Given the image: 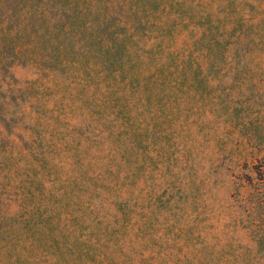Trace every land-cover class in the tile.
Here are the masks:
<instances>
[{"label":"rangeland","instance_id":"rangeland-1","mask_svg":"<svg viewBox=\"0 0 264 264\" xmlns=\"http://www.w3.org/2000/svg\"><path fill=\"white\" fill-rule=\"evenodd\" d=\"M4 2L0 264H264V0Z\"/></svg>","mask_w":264,"mask_h":264},{"label":"trees","instance_id":"trees-1","mask_svg":"<svg viewBox=\"0 0 264 264\" xmlns=\"http://www.w3.org/2000/svg\"><path fill=\"white\" fill-rule=\"evenodd\" d=\"M6 2H4L3 4L5 5V7L7 8V14L10 17L11 15H13L16 10V4L15 0H5ZM18 2H21V5L26 7L30 13H38L39 17V24L45 23L47 21H49L50 19H53L55 24H58L59 21H57V19H55L54 16V6H58L59 9L63 12L64 14V18H66V22L70 21V17L71 14L75 11H81L84 14L87 13V9L90 7V2L89 0H80L79 3L78 0H74L73 2L68 1V0H36V1H32V0H17ZM9 2V3H7ZM92 4V3H91ZM77 5H81L80 8H78ZM88 5V6H87ZM84 7L81 10V7ZM24 9V8H23ZM104 27H106V23L104 24ZM22 27H17V29L20 30H16L15 31V35L18 37L19 33H21V31L23 29H21ZM36 32L38 31V27L35 28ZM114 30H116V28H114ZM14 52H15V45L12 46ZM257 173H259V175H257L256 177V181L251 183V187L252 190L256 189L257 191H261L260 193V197L261 200L259 202H256L257 206H252L253 208L255 207H264V169L263 168H257ZM252 225V224H251ZM255 226L252 228L251 226V231L253 232L255 238L258 240L259 244H263L264 243V217L261 218V220L257 223L254 224Z\"/></svg>","mask_w":264,"mask_h":264}]
</instances>
